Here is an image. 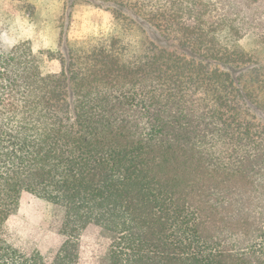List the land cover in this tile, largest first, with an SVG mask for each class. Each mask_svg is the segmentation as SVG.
Wrapping results in <instances>:
<instances>
[{
  "label": "trees",
  "instance_id": "1",
  "mask_svg": "<svg viewBox=\"0 0 264 264\" xmlns=\"http://www.w3.org/2000/svg\"><path fill=\"white\" fill-rule=\"evenodd\" d=\"M108 2L100 43L0 46V264H88L89 226L92 264H264V0ZM24 195L64 210L51 253L5 230Z\"/></svg>",
  "mask_w": 264,
  "mask_h": 264
},
{
  "label": "rangeland",
  "instance_id": "2",
  "mask_svg": "<svg viewBox=\"0 0 264 264\" xmlns=\"http://www.w3.org/2000/svg\"><path fill=\"white\" fill-rule=\"evenodd\" d=\"M108 1L0 0V46L11 48L27 43L35 53H56L64 50L66 42L69 45L100 43L119 31ZM146 35L159 46L167 43L151 28ZM133 37L139 39L137 34ZM254 39L246 38L242 47L254 61L264 65V45L255 43ZM64 214L59 206L24 195L19 208L6 222L5 230L21 249L51 253L60 241ZM108 242L98 228L89 226L81 237L86 262L94 263Z\"/></svg>",
  "mask_w": 264,
  "mask_h": 264
}]
</instances>
